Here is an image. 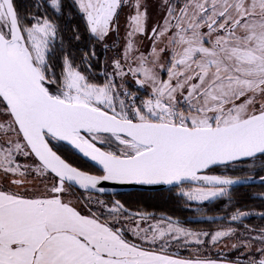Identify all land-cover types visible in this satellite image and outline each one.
I'll list each match as a JSON object with an SVG mask.
<instances>
[{"label": "snow or ice", "instance_id": "snow-or-ice-1", "mask_svg": "<svg viewBox=\"0 0 264 264\" xmlns=\"http://www.w3.org/2000/svg\"><path fill=\"white\" fill-rule=\"evenodd\" d=\"M127 2L73 5L86 31L103 41ZM50 5L61 12V0ZM133 7L123 63L114 60V73L98 84L67 55L57 77L49 63L57 24L22 17L14 0H0V264H219L167 250L173 242L203 244L202 235L215 245L235 234L231 227L194 233L171 218L141 228L151 218L141 214L126 229L118 227L119 201L102 218L65 199L69 188L104 193L110 182L171 185L189 201H208L237 181L207 170L264 157V0H159L162 16L150 32L145 0ZM137 34L150 39L147 53L136 47ZM129 74L147 98L115 83ZM53 141L68 142L99 174L72 166ZM186 182L198 186L185 190ZM241 246L253 253L248 264H264V234L231 244Z\"/></svg>", "mask_w": 264, "mask_h": 264}, {"label": "trees", "instance_id": "trees-1", "mask_svg": "<svg viewBox=\"0 0 264 264\" xmlns=\"http://www.w3.org/2000/svg\"><path fill=\"white\" fill-rule=\"evenodd\" d=\"M14 4L22 17H47L58 26V36L53 44V51L49 57L52 70L59 77L63 68V58L69 56L75 67L86 71L89 61V44L91 35L85 29V22L81 14L73 5V0H61V12L57 13L47 3V0H14ZM80 39H75L76 35ZM136 91V89L134 90ZM140 97L141 94L139 95ZM52 147L71 165L91 173L99 171L87 161L78 157L68 146L53 141ZM206 174H216L233 180L244 181L264 178V157H256L251 161H242L228 166L215 167ZM68 187V186H67ZM70 195L79 200L81 208L87 212L88 204L93 211L96 208L93 201L102 199L107 205L119 201L123 208L129 211L151 214L150 217L178 222L180 226L195 231H212L217 228L244 229L258 234H264V184L229 185L227 194L200 203L188 201L178 193L180 188H169L155 192L131 191L111 195H97L83 192L73 188ZM89 198L91 202L89 203ZM121 212L122 209H119ZM237 211L247 213L237 221H232L231 216ZM124 215L129 214L123 212ZM104 218V217H102ZM127 238L132 240L127 233ZM147 246V245H146ZM209 246L205 244L204 249ZM200 246L195 244L178 245L169 248V254L179 258H195L196 252H200ZM205 251V250H204ZM208 251V250H206ZM193 252V253H192ZM221 251H209L206 255H199L201 259H224ZM244 263L243 261H240Z\"/></svg>", "mask_w": 264, "mask_h": 264}, {"label": "rangeland", "instance_id": "rangeland-1", "mask_svg": "<svg viewBox=\"0 0 264 264\" xmlns=\"http://www.w3.org/2000/svg\"><path fill=\"white\" fill-rule=\"evenodd\" d=\"M145 2H146L147 7H148V17L150 16L149 12H151V15L154 14V15H152L153 17L157 16L158 14H162L159 7H158L159 0H145ZM47 3L50 5V0H47ZM134 3H135V0H128L127 4L123 5L122 8H120L118 10L117 21H118V27H119V33L121 36V41L123 44L122 49H124V47L126 45L127 32L130 30L128 27V23H129L128 17L130 15L134 14V7H133ZM151 22H152V20L150 21L148 18V21H147L148 30L152 27ZM106 41H107V38H104V40L102 42L104 43ZM134 41H135L136 47L139 49L140 52L147 53V51L151 45V41H149L147 39V35L137 34L134 37ZM136 54L138 55V53H136ZM89 57H90V54H89ZM80 71L84 75H86L91 82L98 83V84H102L105 82V79H106L105 75L101 78H98V77H92L89 73H87V70L85 72L83 70H80ZM107 74H111V73H107ZM164 78L166 79L167 77L164 76ZM131 80H133V78H131L130 76H125L123 78H121L119 76H115V83L118 86L120 84H123L128 89L129 92L133 93L135 96L139 97L140 99L147 98V93L143 97H140L139 95H136L135 92H133L129 89L128 86H137L135 84V82H132ZM127 81H130L131 84H128ZM142 90H144V89H142ZM137 102H139V100ZM18 160H20L21 163L25 162L23 157H18ZM29 179H31V177H29ZM197 186L198 185H184V189L188 190L189 188L197 187ZM66 187H67V185H66ZM70 192L71 191L69 189V194L67 196L72 197L70 195ZM178 193L180 194V189L178 190ZM260 196L264 197V193H262ZM185 198L187 199V197H185ZM74 200L76 201L77 199L74 197ZM96 201H102V199H97V200L93 201V204H94L96 210L98 212H103L104 218H107L108 217V210L107 209L112 207V205H107L105 203H103V205H100V204H97ZM208 201H210V200H208ZM191 202L200 203V201H191ZM77 203L80 205V202L77 201ZM80 207H81V205H80ZM81 210H83V209L81 208ZM85 213H87V212H85ZM117 214L120 217V224L118 225V227H124L126 229H131V228H134L137 226V223L139 221V217L126 216L119 209H118ZM242 217H244V216H242ZM157 222H161L162 226H163V224L166 223L167 221L151 217L147 221H139V226L141 228H145V227H148L149 225L155 224ZM185 229H187V228H185ZM222 229H227V228H217V229H214L212 231H195V230H190V229H187V230H190L194 233H210L211 234V233H214L215 231L222 230ZM126 233L130 237H132L130 232L126 231ZM260 235H262V234L254 233V232L244 230V229H235V234L232 237L225 238L215 245H213L211 243L210 237H206L203 235L200 237V239L204 241L203 244L197 245L194 241H192L188 244H195L197 246H200V249H201L200 252H196L197 254H200V255H206L207 253H209V251H213V250L221 251L220 257L221 258H227L228 260L216 259L219 262V264H248V260H249V258H251L253 256V253L251 251H249L248 249L244 248L243 246L234 249L231 247V244H240L242 241L246 242L247 240L251 239L252 237H259ZM132 238L135 239L134 237H132ZM180 244L183 245V241H181L179 243V245ZM205 244L207 246H209L207 249H204ZM174 246H178V244L176 242H173L170 248H173ZM252 246H253V248H259L262 245L260 244L259 240L256 239V240H252ZM206 250H208V251H206ZM255 256H256V258H259V253H255ZM175 257L179 258L177 256H175ZM182 259H184V258H182ZM240 261H243L244 263H241Z\"/></svg>", "mask_w": 264, "mask_h": 264}, {"label": "flooded vegetation", "instance_id": "flooded-vegetation-1", "mask_svg": "<svg viewBox=\"0 0 264 264\" xmlns=\"http://www.w3.org/2000/svg\"><path fill=\"white\" fill-rule=\"evenodd\" d=\"M123 6V5H122ZM122 8V7H121ZM162 13V12H161ZM149 20L152 24V27L159 21L161 18L162 14H158L157 16L153 17L151 12H149ZM116 27L114 31H111L105 38H107L106 42H102L98 40L97 38L91 36V41L89 44V52H90V58L88 63L86 64V70L87 73H89L92 77H98L101 78L104 76L105 73H114V67H113V61L120 59L121 62L123 63L122 60V41H121V36L119 33V27H118V21L116 17ZM152 27L149 29H152ZM147 39L150 41V39L147 36ZM100 51V52H99ZM94 53V55H93ZM90 65V67H89ZM125 71H127V65H125ZM128 76H131L129 74ZM134 82L133 80H131ZM128 84H131L130 81H127ZM133 84V83H132ZM129 89L133 92H135L136 95L144 96L146 95V91L140 89L137 86H128ZM136 89V91H134Z\"/></svg>", "mask_w": 264, "mask_h": 264}, {"label": "water", "instance_id": "water-1", "mask_svg": "<svg viewBox=\"0 0 264 264\" xmlns=\"http://www.w3.org/2000/svg\"><path fill=\"white\" fill-rule=\"evenodd\" d=\"M56 142H59V143H62L64 145L68 146L78 157H80L83 160L87 161L88 163H90L92 166H94L99 171V166L98 165H95L94 162H91L90 160L84 158L83 155L81 153H79V151L77 149H75L73 146L68 144V142H66V141H56ZM57 154L60 155L59 153H57ZM215 167H220V166H214V167L210 168L209 170H211V169H213ZM209 170H207V172ZM93 174H99V173H93ZM236 181H237V183H235V184H239V185H250V184H259V183L264 184V182H262V179H252V180H244V181L236 180ZM185 185H197V184L192 183V182H186ZM104 186L106 188V191L104 193H98V192H95V191H90V192H87V193H92V194H97V195H111V194H118V193H122V192H131V191L155 192V191H161V190H166V189H169V188H175L176 187V186H171V185H157V186L114 185V184H112L110 182H106ZM72 188L76 189V190H79L77 187H72ZM80 191H82V190H80ZM121 209H122L123 212L129 214L130 216L138 217L136 214L151 216V214H147V213H144V212L129 211V210L125 209V208H121Z\"/></svg>", "mask_w": 264, "mask_h": 264}, {"label": "crops", "instance_id": "crops-1", "mask_svg": "<svg viewBox=\"0 0 264 264\" xmlns=\"http://www.w3.org/2000/svg\"><path fill=\"white\" fill-rule=\"evenodd\" d=\"M65 199H67V200H71L72 203H73L74 205H76V206L79 208V210H81L80 205L77 203V201L79 202V200H78L77 198H76V199H77L76 201L74 200V197H70V196H66ZM81 211L85 213V211H83V210H81Z\"/></svg>", "mask_w": 264, "mask_h": 264}]
</instances>
